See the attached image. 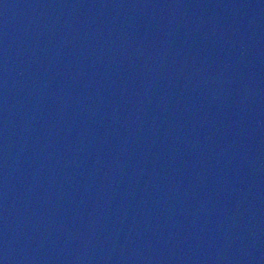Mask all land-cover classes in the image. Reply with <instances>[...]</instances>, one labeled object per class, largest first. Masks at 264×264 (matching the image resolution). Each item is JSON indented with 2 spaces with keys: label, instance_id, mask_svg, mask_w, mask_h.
Returning a JSON list of instances; mask_svg holds the SVG:
<instances>
[{
  "label": "water",
  "instance_id": "1",
  "mask_svg": "<svg viewBox=\"0 0 264 264\" xmlns=\"http://www.w3.org/2000/svg\"><path fill=\"white\" fill-rule=\"evenodd\" d=\"M0 264H59L27 0H0Z\"/></svg>",
  "mask_w": 264,
  "mask_h": 264
}]
</instances>
